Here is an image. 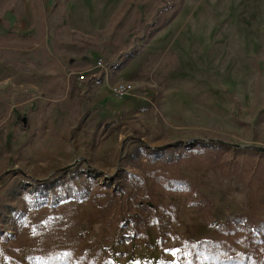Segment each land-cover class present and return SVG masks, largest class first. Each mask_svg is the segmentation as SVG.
I'll return each mask as SVG.
<instances>
[{"label": "rangeland", "instance_id": "1", "mask_svg": "<svg viewBox=\"0 0 264 264\" xmlns=\"http://www.w3.org/2000/svg\"><path fill=\"white\" fill-rule=\"evenodd\" d=\"M0 1L2 19L15 7L19 16L27 1L37 11L42 0ZM71 1L57 0L56 12L49 17L48 28L59 38L38 44L18 35L0 39V196L5 185L16 182L15 190L4 197L8 208L0 224V264H7L4 251L14 233L17 207L43 200L49 213L50 202H62L59 191L67 178L83 185L87 180L108 183L115 191L140 157L177 142L183 151L216 141L226 145L229 176L210 169L194 172L191 167L204 158L199 152L178 164L212 201L213 225L227 213L247 212L250 189L241 179L242 160L250 149L264 150V0H122L109 27L84 41L64 25ZM179 3L173 20L147 38L145 29L167 6ZM151 42L157 43V52L143 58L139 77L130 81L124 74L126 64ZM60 43H75L85 52H64ZM92 47L98 50L97 58L84 64ZM99 58L103 67L97 65ZM85 66L96 68L81 80L76 73L68 74ZM118 81L135 84L133 93L113 97L111 87ZM102 82L110 91L97 100ZM101 102L111 103L108 110ZM35 181L47 184L39 187ZM168 201L174 209V231L163 253L170 244L174 250L187 239L208 240L203 238L213 227L197 209L184 198ZM117 207L121 211V205ZM33 213L29 207L28 217ZM122 221L120 212L117 225ZM117 225L106 239L102 220L90 230L113 264L117 255L153 244L154 230L147 229L146 241L130 245L124 237L131 229ZM199 264L205 263L200 259Z\"/></svg>", "mask_w": 264, "mask_h": 264}, {"label": "trees", "instance_id": "2", "mask_svg": "<svg viewBox=\"0 0 264 264\" xmlns=\"http://www.w3.org/2000/svg\"><path fill=\"white\" fill-rule=\"evenodd\" d=\"M130 0L125 1L127 4ZM182 3V0H181ZM167 6L145 29L147 38L165 28L177 15L180 5ZM1 7V2H0ZM170 12L167 16L165 13ZM226 145L210 142L209 147L183 151L181 142L149 150L134 164V171L123 177L118 188L112 191L110 185L78 184L70 178L62 180V202H50L49 213H45V201H26L15 210L11 243L6 244L4 258L7 264H113L97 245V236L90 234L91 227L98 220L103 222L104 239L115 228L120 212L123 221L117 225L129 226L124 237L128 244L146 241L147 229L156 233V246L166 248L174 231L172 222L174 209L169 198H184L190 208L199 211L207 226H212L215 239L186 240L180 243L176 252V264H264V150L250 149L242 160L241 179L249 186V209L247 212L227 213L223 221L213 225V204L202 192L200 182L180 172L178 164L191 161L198 154H204L202 163L191 167L194 172L217 170L227 176L229 165ZM59 173L52 175V178ZM112 180H116L113 178ZM36 186H45L46 181H35ZM16 182L11 180L4 186L0 196V224L5 219L8 203L4 197L15 190ZM117 204L121 205V211ZM82 207L83 214L78 213ZM34 210V217L27 215V209ZM86 216V217H85ZM86 218V226L82 220ZM146 239V240H145ZM152 248L151 244L146 246ZM122 255H117L120 258Z\"/></svg>", "mask_w": 264, "mask_h": 264}, {"label": "crops", "instance_id": "3", "mask_svg": "<svg viewBox=\"0 0 264 264\" xmlns=\"http://www.w3.org/2000/svg\"><path fill=\"white\" fill-rule=\"evenodd\" d=\"M1 5H2V1ZM122 0H72L69 5V15L67 25L64 24L68 33L76 39L89 40L91 36L104 31L109 27L110 21L120 7ZM57 0H42L41 6L34 10V6L29 1L22 5L21 12L18 16V7L8 10L0 19V39L6 40L18 35L21 38L27 39L28 42L38 44L44 39H57L60 35L48 28L49 17L54 15L58 6ZM188 8V4H187ZM36 11V13H35ZM1 15V14H0ZM49 22V23H48ZM89 42V41H88ZM58 47L64 52L84 53L85 48L77 46L75 43H60ZM89 47V46H88ZM87 57L85 63L92 62L93 58H97L98 50L87 48ZM157 43L151 42L144 48V53L132 58L125 66L126 78L130 81H135L139 75L138 71L143 65V58L157 52ZM101 59V58H99ZM88 60V61H87ZM80 64V63H75ZM96 67L91 66L80 67L78 69H70L69 73H90L95 71ZM78 80V77H76ZM119 82V81H118ZM79 83V82H78ZM79 87H83L78 84ZM101 84V89L98 93L97 100L106 97L110 89L104 82ZM135 86V84H133ZM110 102H101L103 110H108ZM117 104L119 103H112ZM215 238L213 230L206 232V237L203 239L212 240ZM188 240V239H187ZM178 249V248H177ZM177 249L172 250L171 244L167 247L169 252L163 253L156 246V235L153 240L152 248L142 246L135 248L129 254H125L121 258H115L114 264H176Z\"/></svg>", "mask_w": 264, "mask_h": 264}, {"label": "built area", "instance_id": "4", "mask_svg": "<svg viewBox=\"0 0 264 264\" xmlns=\"http://www.w3.org/2000/svg\"><path fill=\"white\" fill-rule=\"evenodd\" d=\"M102 63V59H98L97 65L99 67H103ZM85 75L86 73H77V77L79 80L83 79ZM134 89L135 87L132 83L119 81L111 87V94L117 99H124L127 96L131 95Z\"/></svg>", "mask_w": 264, "mask_h": 264}]
</instances>
